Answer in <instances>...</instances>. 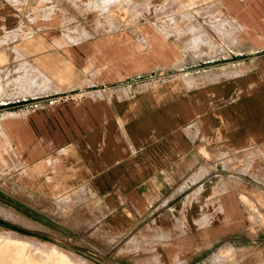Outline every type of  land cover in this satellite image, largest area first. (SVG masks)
I'll return each instance as SVG.
<instances>
[{
	"label": "crops",
	"instance_id": "0c3cea01",
	"mask_svg": "<svg viewBox=\"0 0 264 264\" xmlns=\"http://www.w3.org/2000/svg\"><path fill=\"white\" fill-rule=\"evenodd\" d=\"M100 2L115 10L127 5L128 20L91 33L61 31V46L50 37L53 47L42 55L51 72L65 70L70 86L45 89L69 95L34 97L38 106L2 114L3 177L15 174L24 197L55 199L58 207L79 201L90 213L88 226L113 245L166 208L174 216L171 230L158 224L165 237L155 244L169 264H264L262 233L250 234V208L241 199L264 180V0H223L224 12L208 13L209 23L225 19L224 36L233 35L234 24L241 30V55L222 57L207 43H191L211 40L209 30L192 26L184 44L162 5L154 14L150 0ZM0 10V23H10L9 8ZM49 23V35L57 33L59 18ZM217 154L247 159L250 167L226 174ZM202 163L210 165L203 176ZM193 174L201 176L197 184ZM210 175L218 178L208 186ZM238 233L244 240L236 241ZM79 235L74 229L72 237ZM237 248L240 257L230 262L226 255Z\"/></svg>",
	"mask_w": 264,
	"mask_h": 264
},
{
	"label": "rangeland",
	"instance_id": "374dc122",
	"mask_svg": "<svg viewBox=\"0 0 264 264\" xmlns=\"http://www.w3.org/2000/svg\"><path fill=\"white\" fill-rule=\"evenodd\" d=\"M238 1L247 2V0ZM150 5L151 13L155 14L156 7L162 5L163 12L170 11L174 15L175 24L172 25V29L180 30L181 41L184 44L191 42L193 32L191 33L189 29L195 26L199 32L205 33V30H209L212 35L211 40L195 37L192 44L207 43L213 47L211 49H218L215 54L221 57L229 53L233 56L241 55L237 50L240 47L236 46L242 41L241 30L231 22L235 28L233 35L227 37L224 36L225 19L218 21V17H215L217 14L214 15L213 12L215 19L210 23L208 21L207 15L212 9L224 12L223 0H217L216 4H210L209 0H150ZM2 7L9 8L12 14L9 17L10 23H0V264H60L58 250L65 254L69 253V257L76 264H154L156 262L169 264L166 257L160 255L164 254L161 243L155 244L159 241L158 237H165L163 233L161 234L158 224L165 230H171L170 225L174 216L166 208H158L159 210L154 213H149L128 237L120 244L113 245L112 242L99 238V230L88 226L90 213L79 201L72 199L68 203H60L58 207L55 199L47 201L34 200L28 195L24 197L22 190L16 184V175L11 173V178L8 180L7 176L3 177L1 171L7 161V148L3 141V138L7 137L1 125L2 114L9 111L10 114H14L13 111H20L23 107H34V103L28 102L29 98L53 95V99H58L69 95L67 91L49 94L48 92L51 91L45 89L52 84L59 89L70 86L64 83L65 70L57 74L51 72L48 68L47 55H42L53 47L50 37L61 46L66 43L64 39L59 38L61 31L71 33L70 31L76 29L91 33L109 26H117L128 20L131 9L123 3L116 10L112 3L103 7L100 0H0V8ZM103 12L105 13L102 14ZM194 12L200 16L193 17ZM178 16L182 17L179 22ZM53 17H58L60 24L55 27L56 29L54 28L57 33L49 35L48 25ZM160 20L159 18L158 21ZM236 21L241 23L238 18ZM208 24L219 33L211 29ZM229 46L233 52L224 50ZM219 155H216L217 159H220L221 164L228 169L224 171L226 174L245 172L250 167L247 159H243L245 162H242L236 155L224 159ZM205 159L208 160V156ZM217 165L219 168L222 166ZM208 167L210 168L208 163H202L201 176ZM200 175L193 174L190 177L191 183L197 184ZM209 177L205 179L208 186L218 178L213 175ZM210 180L213 182L210 183ZM186 186L187 182H184L180 185V189L183 190ZM252 186L258 188V191L242 193L241 199L250 208V234L256 235L260 231L264 241V180ZM203 188L199 186L197 191L201 192ZM169 198H165L162 204L166 205ZM181 198L183 197H179V200ZM188 201L191 203L192 199ZM33 204L41 206L36 210ZM176 205L179 208V203ZM176 213L182 215L181 212L176 211ZM202 217H206V214L204 213ZM74 229L80 234L77 238L72 237ZM84 235L87 238L83 237ZM236 235L238 236L235 237L236 241L244 240L240 239L243 234ZM238 244H240L237 245L238 248L244 246ZM238 248L228 251L226 257L230 258V262L240 257L239 252H236ZM258 252L264 254V250L259 249ZM116 256L126 259H119Z\"/></svg>",
	"mask_w": 264,
	"mask_h": 264
},
{
	"label": "bare ground",
	"instance_id": "6f19581e",
	"mask_svg": "<svg viewBox=\"0 0 264 264\" xmlns=\"http://www.w3.org/2000/svg\"><path fill=\"white\" fill-rule=\"evenodd\" d=\"M19 236V235H18ZM46 247V246H45ZM54 247V246H53ZM60 248V247H59ZM55 250V248H54ZM59 251V250H58ZM57 253H60L59 254V261H60V264H76L75 262L72 261V259L69 257V253L68 254H65L64 252L60 251ZM73 256V255H72ZM73 258V257H72ZM77 260V259H76ZM78 261V260H77Z\"/></svg>",
	"mask_w": 264,
	"mask_h": 264
},
{
	"label": "built area",
	"instance_id": "2783aa9c",
	"mask_svg": "<svg viewBox=\"0 0 264 264\" xmlns=\"http://www.w3.org/2000/svg\"><path fill=\"white\" fill-rule=\"evenodd\" d=\"M77 95H76V93H74V94H72V97H77ZM48 97H51V96H48ZM28 100H29L28 102H30L31 104L34 103V107L39 105V101H40L39 98H29Z\"/></svg>",
	"mask_w": 264,
	"mask_h": 264
}]
</instances>
